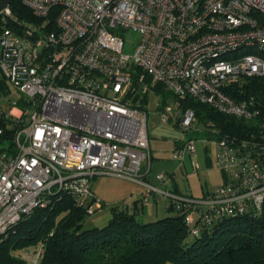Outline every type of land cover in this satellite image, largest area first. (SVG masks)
Instances as JSON below:
<instances>
[{
    "label": "built area",
    "instance_id": "1",
    "mask_svg": "<svg viewBox=\"0 0 264 264\" xmlns=\"http://www.w3.org/2000/svg\"><path fill=\"white\" fill-rule=\"evenodd\" d=\"M22 3L36 22L24 23L23 34L5 28L0 37V81L8 88L0 94V123H9L14 142L0 153V245L62 192L94 215L102 206L92 180L102 175L142 186L141 209L160 197L175 202L193 236L226 217L262 212L264 143L208 136L194 110H181V101L193 98L246 123L262 120L264 129L261 110L230 94L248 78L264 79V0ZM11 15L10 6L0 10L1 20ZM132 34L137 39H129ZM156 85L177 98L158 110L161 124H175L181 133L175 161L189 156L196 164L195 136L216 144L215 165L225 179L202 199L169 189L174 178L164 173L156 176L161 186L150 182L148 119ZM12 91L20 94L15 101ZM20 255L41 264L45 247Z\"/></svg>",
    "mask_w": 264,
    "mask_h": 264
},
{
    "label": "trees",
    "instance_id": "2",
    "mask_svg": "<svg viewBox=\"0 0 264 264\" xmlns=\"http://www.w3.org/2000/svg\"><path fill=\"white\" fill-rule=\"evenodd\" d=\"M10 9L12 15L0 19V37L5 28L23 34L24 23L37 20L22 0H11ZM52 19H56V14ZM146 82L150 80L146 78ZM7 89L0 81V94H8ZM153 90L163 96L165 106L171 94L162 85ZM230 94L236 101H252L255 110L264 114L262 77L248 78ZM144 103H148V96ZM20 104L25 105L22 99ZM187 109L196 112L210 137L264 143L262 120L246 123L190 97L181 101V110ZM8 124L0 123L4 129L0 153L14 148ZM51 200L50 205L35 209L9 232V238L0 245V264H28L20 254L40 246L45 247L41 264H264V206L258 215L251 212L226 217L193 236L185 223L184 210L173 201L167 207V215L154 221L138 218L143 209L137 200L131 208H113L105 227L86 228L89 216L72 195L62 192Z\"/></svg>",
    "mask_w": 264,
    "mask_h": 264
},
{
    "label": "rangeland",
    "instance_id": "3",
    "mask_svg": "<svg viewBox=\"0 0 264 264\" xmlns=\"http://www.w3.org/2000/svg\"><path fill=\"white\" fill-rule=\"evenodd\" d=\"M137 37V34H132L129 39L135 40ZM134 48L135 44L129 43L126 50L128 53H133ZM157 95V98H151L153 104L149 107L148 119L153 155L150 182L156 186H161L156 176L164 173L167 177L172 176L174 178L169 185V189L178 188L179 193L187 198L202 199L208 193L218 189L224 181L222 171L215 165L216 144L212 140L202 138V136H195L198 138L195 144L197 149L196 164L193 165L189 156L182 164L175 161L173 159L175 142L181 137V133L174 126L175 124H161L158 110L163 109L164 103L163 96L161 94ZM171 95L169 96V102L176 100ZM19 96V93L12 91V101L17 100ZM157 103H160L159 108L156 106ZM3 106L6 107L5 104ZM92 188L102 208L88 217L85 223L86 228L105 227L112 218V209L131 208L143 187L121 177L102 175L92 180ZM169 204V200L163 197L159 198V202L152 200L145 208V219L141 218L140 220L154 221L166 216V209Z\"/></svg>",
    "mask_w": 264,
    "mask_h": 264
},
{
    "label": "crops",
    "instance_id": "4",
    "mask_svg": "<svg viewBox=\"0 0 264 264\" xmlns=\"http://www.w3.org/2000/svg\"><path fill=\"white\" fill-rule=\"evenodd\" d=\"M223 178L225 179V175H224V174H223ZM223 182H224V181H223ZM92 189H93V188H92ZM174 190L176 191V189H174ZM143 191H144V189L142 188V191L138 194V197H137L136 201H137V200H140ZM178 193H179V192H178ZM136 201H135V202H136ZM135 202H134V203H135ZM156 202H159V201L156 200ZM134 203H133V204H134ZM145 208H146V207H145ZM145 208L143 209V211H141V213H140V215H139V217H138L139 219H141V218H144V219H145ZM166 210H167V209H166Z\"/></svg>",
    "mask_w": 264,
    "mask_h": 264
},
{
    "label": "water",
    "instance_id": "5",
    "mask_svg": "<svg viewBox=\"0 0 264 264\" xmlns=\"http://www.w3.org/2000/svg\"><path fill=\"white\" fill-rule=\"evenodd\" d=\"M11 4V0H2L0 4V10L8 8Z\"/></svg>",
    "mask_w": 264,
    "mask_h": 264
}]
</instances>
